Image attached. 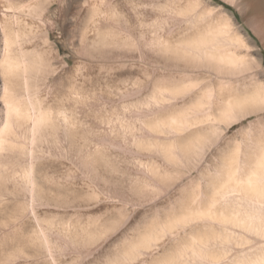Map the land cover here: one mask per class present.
Returning <instances> with one entry per match:
<instances>
[{
	"label": "bare ground",
	"instance_id": "obj_1",
	"mask_svg": "<svg viewBox=\"0 0 264 264\" xmlns=\"http://www.w3.org/2000/svg\"><path fill=\"white\" fill-rule=\"evenodd\" d=\"M71 1L0 0V264H264L243 24L215 0ZM224 1L264 45V0Z\"/></svg>",
	"mask_w": 264,
	"mask_h": 264
},
{
	"label": "rangeland",
	"instance_id": "obj_2",
	"mask_svg": "<svg viewBox=\"0 0 264 264\" xmlns=\"http://www.w3.org/2000/svg\"><path fill=\"white\" fill-rule=\"evenodd\" d=\"M77 1H80V0H72L71 1V4H74L76 3ZM215 2L217 4H223L224 6H226V8L230 11L231 14H233L235 16V18L237 20H239L241 22V24H243V30L246 34V36L248 38H250L251 42L253 44L256 45V52L258 54L259 57L262 58L263 60V63H264V45L263 43L261 42L259 36L255 33V31L253 30L252 27H250V25L246 24L244 19H243V14L239 12V10L237 9V7H235L234 5H231L230 3L224 1V0H215ZM57 6V5H55ZM250 9V8H249ZM246 15L249 16V17H252L253 13H254V9H251V10H247L245 11ZM54 36V39L56 40V42L59 44V46L61 47L62 49V52L64 54H68V52L70 51V46L68 44V42L66 40H62L60 37H58L57 35H53ZM69 55V54H68ZM253 117V116H252ZM251 117V118H252ZM247 121H245V123H247ZM240 127L239 124H236L233 126L232 128V132H234L236 129H238Z\"/></svg>",
	"mask_w": 264,
	"mask_h": 264
}]
</instances>
